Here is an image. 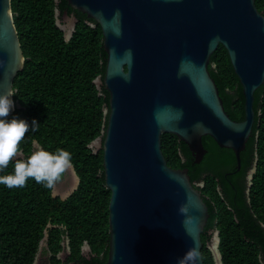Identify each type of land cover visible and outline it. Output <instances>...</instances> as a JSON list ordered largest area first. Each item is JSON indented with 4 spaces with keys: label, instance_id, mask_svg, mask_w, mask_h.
Masks as SVG:
<instances>
[{
    "label": "water",
    "instance_id": "water-1",
    "mask_svg": "<svg viewBox=\"0 0 264 264\" xmlns=\"http://www.w3.org/2000/svg\"><path fill=\"white\" fill-rule=\"evenodd\" d=\"M66 2L74 12L57 21L65 39L72 37L79 12L100 27L107 55L105 76L94 82L99 93L109 94L107 126L104 138L91 144L95 154L103 152L111 193L106 264H177L193 247L200 253L197 264H204L201 237L209 210L188 170L168 166L162 136L173 135L187 145L194 164L202 162L203 138L210 137L234 153L240 170L255 122L254 95L264 84V14L255 0ZM219 46L228 52L243 88L241 122L226 113L208 70ZM24 66L12 0H0V95H14ZM76 177L73 192L80 184ZM182 205L189 209L186 215L179 212ZM43 244L47 247V237L39 250ZM216 245L215 252L210 249L216 264H222L219 238Z\"/></svg>",
    "mask_w": 264,
    "mask_h": 264
},
{
    "label": "trees",
    "instance_id": "trees-1",
    "mask_svg": "<svg viewBox=\"0 0 264 264\" xmlns=\"http://www.w3.org/2000/svg\"><path fill=\"white\" fill-rule=\"evenodd\" d=\"M255 4L264 14V0ZM57 11L59 19L66 11L74 12L66 0L58 4L56 0H12L25 66L14 81L11 118L40 124L38 131L26 134L23 158L34 150L33 139L48 151L65 149L71 153L80 184L66 200L54 198L53 189L31 179L23 188L0 185V264H35L45 237L49 264H106L108 260L111 193L104 181L103 152L95 154L91 148L95 140L104 138L107 126L109 94L104 89L99 93L94 84L105 76L107 55L101 29L93 20L75 12L78 22L66 40L57 25ZM208 70L226 113L233 121H243V88L223 46L212 55ZM254 98L255 122L240 155V170L234 153L210 137L203 138L202 162L194 164L187 145L173 135L162 136L168 166L188 170L209 210L201 237L204 264H216L208 245L212 229L219 232L222 264L264 261V84ZM14 163L0 175L12 174ZM229 172L232 177L227 179Z\"/></svg>",
    "mask_w": 264,
    "mask_h": 264
},
{
    "label": "clouds",
    "instance_id": "clouds-1",
    "mask_svg": "<svg viewBox=\"0 0 264 264\" xmlns=\"http://www.w3.org/2000/svg\"><path fill=\"white\" fill-rule=\"evenodd\" d=\"M13 96L11 91L0 95V171L15 161L12 174L0 175V185L9 189L23 188L31 179L46 189H54L72 167L71 153L62 148L55 152L45 150L33 139L34 150L27 158H23L21 144L26 134L30 130L38 131L40 124L36 120L29 124L27 120L17 117L8 119L15 107V102L11 99ZM188 211L186 205L179 209L182 215H186ZM198 260L199 250L193 247L183 257L178 258L177 264H197Z\"/></svg>",
    "mask_w": 264,
    "mask_h": 264
},
{
    "label": "rangeland",
    "instance_id": "rangeland-1",
    "mask_svg": "<svg viewBox=\"0 0 264 264\" xmlns=\"http://www.w3.org/2000/svg\"><path fill=\"white\" fill-rule=\"evenodd\" d=\"M60 21H61V19H60ZM60 25L62 26L61 23H60ZM65 177L66 178H62V180L54 188L53 195L57 198H60V199L65 198V197L69 196L70 194H72V192L77 187V183H78L77 177H76L72 168L65 174ZM216 243H217V241H216ZM216 243L213 245H210V248L214 252H215L216 246H217ZM85 253H87V252H85ZM64 257H65V254H61L60 258H64ZM46 259H48L47 249L45 247V244H43L41 250H39V252L37 254L36 264H44Z\"/></svg>",
    "mask_w": 264,
    "mask_h": 264
},
{
    "label": "flooded vegetation",
    "instance_id": "flooded-vegetation-1",
    "mask_svg": "<svg viewBox=\"0 0 264 264\" xmlns=\"http://www.w3.org/2000/svg\"><path fill=\"white\" fill-rule=\"evenodd\" d=\"M56 17H57V21H60V19H59V16H58V14L56 15ZM230 173V174H229ZM229 173H227V175H226V177H227V179L229 178V177H232L231 176V172H229ZM63 178H66V177H64L63 176ZM250 181L252 180V172H251V174H250V176H249V178H248ZM199 187H202V188H204V184H201V185H198ZM209 236H210V239L208 240V245H209V247H210V245H213V244H215L216 243V241L218 240V238H219V232L216 230V229H212L211 231H209ZM86 247V246H85ZM84 247V248H85ZM46 249H47V247H46ZM63 259H65V258H63ZM35 264H36V260H35ZM44 264H49V257H48V259H46V261H45V263Z\"/></svg>",
    "mask_w": 264,
    "mask_h": 264
}]
</instances>
